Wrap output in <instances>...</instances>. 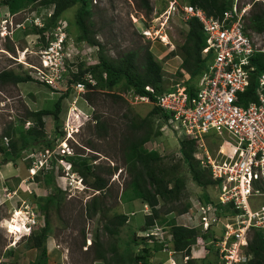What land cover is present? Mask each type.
Wrapping results in <instances>:
<instances>
[{
  "label": "rangeland",
  "instance_id": "rangeland-1",
  "mask_svg": "<svg viewBox=\"0 0 264 264\" xmlns=\"http://www.w3.org/2000/svg\"><path fill=\"white\" fill-rule=\"evenodd\" d=\"M1 1L0 72L7 69L21 75L29 74L33 80L20 83L0 81V141L5 148L0 152V168L6 164L7 158L13 157L6 142V131L18 135L22 128L31 126L32 121L28 117L31 111L51 108L60 96H63V111L59 129L52 115L44 117L45 134L53 142V147L41 143L24 150L6 166V171L0 172V264H32L38 256L39 250L32 246L29 236L24 235L23 223L27 212L20 209H24L25 203L38 212L36 224L40 227L45 221L43 212L48 214V264H129L130 255L139 252L146 242L142 237L146 205L139 199L125 201L122 197L129 181L125 146L127 138L134 135L132 121L146 117L154 103L136 100V93L125 81L113 89L98 87L87 90L85 87L79 90L76 87L74 74L80 72V63L89 65L81 52L82 47H78L82 43L83 46L89 43L76 41L79 34L75 23L76 5L67 9L57 22V25L68 26L65 29L67 46L61 60H58L59 80L56 78L50 84L41 81L38 76L43 69V60L39 50L54 45L59 25L49 26L45 33H36L33 27L43 26L50 13L48 7L34 1L17 13H11ZM170 1L151 0L153 10L147 13L136 0H92V30L101 44L97 52L93 51V56L97 57L102 47L103 54L110 58L136 50L141 63L145 49L149 48L162 62L167 85L171 87L185 76L183 71L182 77L177 75L182 68V56L173 52L184 41L188 25L177 14L163 25L165 20L161 16L169 8ZM239 1L240 4L251 5L246 25L252 12L264 10V0ZM147 26H152L155 31L158 29L165 39L147 38L143 33ZM11 30L15 31L13 35ZM6 32L10 34L6 35ZM249 32L255 43L264 47V32H253L252 29ZM85 79L92 80L89 74H85ZM96 115L100 117L99 124ZM160 122V119H155L154 129ZM160 130L161 134L153 136L146 146L158 150L163 156V165L176 166L178 175L185 180L181 201L160 204L163 216L178 217L177 209L166 215V208L203 199L204 189L195 183L183 159L180 151L182 132L175 131L165 123H162ZM210 133L206 136V143L216 154L221 143L218 139L227 135L214 130ZM83 159H88L91 166L86 175L78 171L81 165L75 164V161ZM46 161L48 166L42 168ZM47 171L54 175L50 184L45 179ZM98 178L106 183L101 192L94 187ZM207 191L211 198L216 197L215 186H209ZM54 193V202L48 203L45 209L41 208V204L47 202L46 196ZM95 196L99 209L91 215L88 204ZM18 210L22 212L21 215H16ZM116 215H126L127 221L121 226L119 234H112L106 226L113 228L112 220L117 221ZM153 227L163 232L159 234L164 237L170 232L169 226L160 231L162 226L159 223ZM156 248H161L158 243ZM99 252L106 255L107 261L98 256ZM155 253L161 254L157 250ZM121 254L125 260L118 256ZM206 258L218 264L214 247ZM206 262L199 259L192 264Z\"/></svg>",
  "mask_w": 264,
  "mask_h": 264
},
{
  "label": "built area",
  "instance_id": "built-area-1",
  "mask_svg": "<svg viewBox=\"0 0 264 264\" xmlns=\"http://www.w3.org/2000/svg\"><path fill=\"white\" fill-rule=\"evenodd\" d=\"M250 10L249 3L240 4L239 0H234L232 7L214 17L204 8L187 1L171 0L161 16L165 20L163 25L177 14L186 24L189 19L197 18L203 26L207 42L203 54L211 55L208 68L195 80L192 92L187 84L190 74L182 69L185 76L169 91L158 95L154 104L170 113L166 124L175 131L180 130L183 138L197 140L194 156L202 167L210 170L216 181L217 197L211 201L197 199L178 216L177 225L199 232L191 253L175 250L170 242L172 234L167 240L155 227L143 233L149 243L163 244V255L157 264H179L177 255L182 264L202 261L212 246L218 254V264H245L253 231L259 229L264 234V72L258 77L257 100L250 101L247 106L239 104V94L247 90L255 70L251 57L264 51L247 29ZM51 14L52 11L48 16ZM66 28L67 25L59 24L55 32L60 35L58 40L43 50V69L38 76L41 81L50 84L58 79V60L64 51L61 40L66 35ZM143 33L147 38L165 39L152 26H147ZM94 48L82 50L83 56L92 62ZM76 87L84 90L86 84L79 81ZM146 88L154 92L152 86ZM135 97L136 100L151 101L148 96L136 94ZM212 130L227 135L220 136L222 141L218 143L216 154L206 143V136ZM145 211L148 215L152 213L147 204ZM163 227L167 226H162L160 231ZM206 233H210L208 239L204 237Z\"/></svg>",
  "mask_w": 264,
  "mask_h": 264
},
{
  "label": "trees",
  "instance_id": "trees-1",
  "mask_svg": "<svg viewBox=\"0 0 264 264\" xmlns=\"http://www.w3.org/2000/svg\"><path fill=\"white\" fill-rule=\"evenodd\" d=\"M39 1L40 4H44L50 11H52L51 17L46 19L45 26L41 29L33 28V31L44 32L49 26H57V22L63 17L64 12L72 6H78L76 12V25L79 29V34L76 37L78 43L86 41L89 44L101 45L96 39V34L92 30L93 26V10L91 8L92 0H2V4L11 13H16L26 8L29 3ZM140 8L147 13H151L153 6L151 0H136ZM188 3L204 8L209 15L219 17L225 10L232 7L234 0H186ZM1 5V4H0ZM188 30L185 34L184 41L179 44L178 50L173 53H179L182 56L181 71L177 72V75L183 76V72L186 71L190 74V79L187 81L189 90L192 92L194 87V81L202 75L208 68V62L211 55H204L203 48L206 46V37L203 31V26L197 18H191L187 22ZM247 29H252L255 32H264V10L258 12H252L249 17V23ZM94 34V35H93ZM251 62L255 66V70L251 75V82L246 91L239 94V104L247 106L250 101L257 100L256 88L258 83V77L264 72V51H258L251 57ZM182 69L184 70L182 72ZM85 74H89L95 80L93 85L91 82L85 79ZM75 82L83 81L86 83L89 89L92 88H108L113 89L116 85L122 81L126 82V85L133 89V91L141 96H148L150 100L155 103L157 96L169 91L171 87H168L165 79L164 67L160 60H158L155 54L149 49H145L143 60L141 63L138 61V52L136 50H130L120 55L117 58H110L103 54V47L99 52V62L96 64L80 63V72L74 74ZM33 78L27 75L18 74L12 70H3L0 72L1 82L20 83L25 81H31ZM146 86H152L154 92H151ZM67 94V93H66ZM63 96H60L53 104L51 108H42L33 110L28 114L29 120L32 124L27 128H22L18 135H12L8 130L6 136L9 138V147L12 150L13 157L7 158L6 163L19 157L24 150H28L35 146H39L44 143L47 147H53V142L47 139L45 134V120L44 117L52 115L57 129L61 127V113L63 111ZM170 113L160 106L154 104L152 110L146 117L140 121L133 120L132 126L134 135L127 138L125 146V161L127 164V172L129 174V181L126 187L123 189L122 197L125 201H131L139 199L144 203H147L152 208V214L146 215V221L142 230H146L151 226L159 223L161 226H169L170 234H172V243L176 250L185 251L191 253V246L196 243L199 232L197 229L187 228L182 225H177L176 217L166 218L162 215V211L158 205L164 202L166 205L178 201H181L183 191L185 189V180L182 176L178 175L176 166L166 167L163 165V156L158 150L147 148L146 144L152 139L153 136L161 134L162 123H167ZM96 122L101 123L100 117L95 116ZM155 119H160V123L157 129H154ZM137 131L139 133H137ZM136 132V133H135ZM63 134V133H62ZM222 139L219 138L218 142ZM197 147V140L187 139L186 137L180 140V151L182 153L184 161L189 166V171L193 180L200 187L204 189L202 198L205 200L211 199L207 189L209 186H214L216 181L211 176V172L208 168L201 166L200 162L195 158L194 153ZM4 146L0 141V152L4 151ZM211 149V147H210ZM75 164L81 165L78 171L82 175H86V172L91 169L88 159H83ZM45 179L50 184L54 175L52 172L47 171L45 173ZM94 187L103 191L106 187V183L102 178H98ZM56 189H58L56 187ZM56 194L46 196V204L41 208H46L47 204L54 202ZM97 197L95 196L88 204V209L92 214L98 212V205L96 203ZM191 203L174 205L173 207H167L165 213L171 212L177 209L181 214L189 209ZM43 212V211H42ZM44 214V225L38 227L29 236L28 240L32 243V246L39 250L36 260L32 264H48V246L47 239L49 236V219L48 214ZM117 221L112 220L114 224L113 228L106 226L108 231L112 234H119L121 226L127 221L126 215H116ZM204 237L208 239L210 233L204 234ZM96 244L98 241L96 240ZM160 246V245H159ZM213 246L210 247L212 250ZM156 245L153 247L147 242L143 243L139 252L131 254L129 258V264H139V261H143L144 264H157L153 260ZM154 252V253H153ZM98 256L107 261V257L103 252H99ZM121 259L125 260L123 254L118 255ZM245 264H264V234L261 230L255 229L251 238L249 239L247 247ZM206 264H217V261L203 259ZM193 260L190 261V264ZM109 264V263H108Z\"/></svg>",
  "mask_w": 264,
  "mask_h": 264
},
{
  "label": "clouds",
  "instance_id": "clouds-1",
  "mask_svg": "<svg viewBox=\"0 0 264 264\" xmlns=\"http://www.w3.org/2000/svg\"><path fill=\"white\" fill-rule=\"evenodd\" d=\"M17 13V12H16ZM49 17H51V16H48L47 15V18H49ZM46 18V19H47ZM58 25H59V23H58ZM57 25V26H58ZM45 26V23L43 24V26L42 27H44ZM42 27H33V28H36V29H41ZM68 27V26H67ZM49 29V28H48ZM47 29V30H48ZM13 30V29H12ZM11 30V31H12ZM46 30V31H47ZM46 31H44V32H42V33H45ZM253 31V30H252ZM14 32L15 31H12L11 32V34L13 35L14 34ZM253 32H255V31H253ZM36 33H39V31H37ZM263 33V32H262ZM10 33H8V32H6V35H9ZM56 35V37H55V39L53 40L54 42H56L57 40H58V37L60 36L59 35V33L58 34H55ZM66 37H67V35H65V37L61 40V42L63 43V46H64V49L66 48ZM78 47H82V50H83V48H85V47H91V48H93V47H95L93 50L95 51V52H97L98 51V48L97 47H99V45L98 44H95V45H92V44H87V45H84L83 46V43L82 44H80ZM47 48V47H46ZM46 48H42V49H40L39 50V53L40 54H42L43 53V50L44 49H46ZM82 50H81V52H82ZM27 51H29V50H26L25 52H27ZM42 58V57H41ZM92 58L94 59V61L92 62V61H89V60H87L86 58V60H87V63H89V64H96V63H98L99 62V54H98V56L96 57L95 55L93 56V51H92ZM91 78H92V76H91ZM92 81H94V84H95V80L92 78V80L91 81H89V82H91L92 84H93V82ZM79 82V81H78ZM83 82V81H82ZM77 83V82H76ZM85 83V82H84ZM86 84V83H85ZM93 84V85H94ZM86 87H87V85H86ZM93 89V88H92ZM87 90H89V88L87 87ZM80 127V126H79ZM79 130V129H78ZM78 130H76V131H78ZM7 138V137H6ZM6 142L8 143V146H9V138H8V141L6 140ZM42 168H45L46 166H48V163H47V161L45 162V163H43L42 164ZM34 168H32L31 170H33ZM84 189V188H83ZM82 189V190H83ZM216 197H217V193H216ZM215 197V198H216ZM212 199H214V198H211V199H209V200H207V201H211ZM203 200V199H202ZM205 200V199H204ZM145 205L147 204V203H144ZM148 205V204H147ZM158 207H160V205H158ZM151 208V207H150ZM20 210H22V211H26L27 213H26V219H25V221H24V223H23V228H24V235H28V236H30L31 234H32V232L34 231V230H36V229H38V227H40L39 225H37L36 223H37V215H39L38 214V212H36L35 210H34V208H32V207H30L27 203H25L24 204V209H20ZM160 210H161V207H160ZM151 212H152V208H151ZM186 212V211H185ZM184 213V212H183ZM152 214V213H151ZM150 214V215H151ZM182 214V213H181ZM146 215H148V214H146ZM180 215V214H179ZM178 215V216H179ZM176 219L178 220V217H176ZM151 227H153V226H151ZM150 227V228H151ZM9 228V227H8ZM149 229V228H148ZM147 230V229H146ZM146 230H144L143 231V233L146 231ZM198 231V230H197ZM168 234H170V232L168 233ZM166 235V237H164V238H166L167 240H169V235ZM142 237L145 239V241L148 243V244H150L152 247H153V245H156L158 242H156V243H149L148 241H147V238L142 234ZM170 242H171V246L174 248V246H173V243H172V240H170ZM159 245H160V249H157V251L158 252H161V249H162V246H163V244H160V243H158ZM175 249V248H174ZM176 250V249H175ZM178 251V250H177ZM156 252V251H155ZM162 255H163V253L161 252V254H154V256H153V260L154 261H156V262H158L161 258H162ZM177 258H178V260H179V264H180V258H179V255H177ZM193 261H195V260H193ZM140 263H142V264H144L143 263V261H139V264Z\"/></svg>",
  "mask_w": 264,
  "mask_h": 264
},
{
  "label": "crops",
  "instance_id": "crops-1",
  "mask_svg": "<svg viewBox=\"0 0 264 264\" xmlns=\"http://www.w3.org/2000/svg\"><path fill=\"white\" fill-rule=\"evenodd\" d=\"M11 161L7 162L6 164H3L2 167L0 168V172L6 171V166L10 165Z\"/></svg>",
  "mask_w": 264,
  "mask_h": 264
},
{
  "label": "bare ground",
  "instance_id": "bare-ground-1",
  "mask_svg": "<svg viewBox=\"0 0 264 264\" xmlns=\"http://www.w3.org/2000/svg\"><path fill=\"white\" fill-rule=\"evenodd\" d=\"M21 214H22V212L19 210L16 212V215H21Z\"/></svg>",
  "mask_w": 264,
  "mask_h": 264
}]
</instances>
